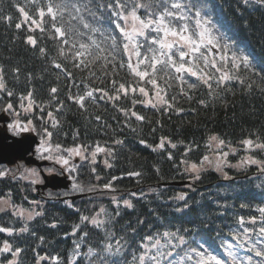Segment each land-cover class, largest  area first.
Instances as JSON below:
<instances>
[{
    "label": "trees",
    "instance_id": "16d2710c",
    "mask_svg": "<svg viewBox=\"0 0 264 264\" xmlns=\"http://www.w3.org/2000/svg\"><path fill=\"white\" fill-rule=\"evenodd\" d=\"M49 2L65 4L68 0H0V76L3 77L7 91L13 92L11 97L7 96L6 91L0 92V109H4L9 102L16 108L21 97L32 92L34 103L29 120L39 138L46 137L43 129L48 128L53 133L50 139L47 138L52 147L60 144L61 149H66L85 145L86 150H82L88 155V151L99 144L113 152L112 155L105 152V156L98 154L96 164H92L91 160L80 161L78 168L71 173L73 183L81 188L97 184L99 188H95L97 191L93 195L86 193L87 188L84 191H73L71 188L67 195L85 194L72 202L66 203L58 198L66 192L52 191H49V195L54 194L56 198L42 202L35 195L31 182L22 181L18 176L0 178V199L9 202V209L0 212V226L17 229V233L12 236L0 234V246L7 240L13 248L22 249L17 264H36L39 256L46 257L40 264H88L89 259L93 264H133V256H139L142 250L140 245L147 236L162 234L166 230L189 228L192 231L184 233L188 239L202 240L225 259H229L223 254L221 242L235 245L231 236L233 232L243 227L258 228L264 221L259 211L264 208V173L260 172L258 166L245 165L238 170L226 169L223 173L201 171L199 179H195L194 175L188 177L185 169L190 168L192 163L200 164L201 158L209 151V138L213 135L225 141L224 149L229 146L240 148V141L246 138L264 142V93L255 88L246 91V84L231 80L226 89L218 88L215 81H212V94L209 95V88L196 77L184 73L186 82L181 85L174 78L178 74L174 69H169L168 75L158 73V84L167 90L166 99L173 104L171 110L165 111L160 103L152 102L155 90L151 85H143L151 98L147 106L145 103L132 104L133 99L146 101V97L138 91L135 94L129 91L127 97L122 96L115 102L108 101L106 97L101 99L102 93L96 92L95 103L89 98L86 100V108L81 109L68 99L69 95H82L93 88L111 91L112 79L126 85H141L138 78L132 77L127 71V58L123 55L122 46L115 61V69L109 63L111 57L104 59L107 52L101 53L99 59L87 57L88 68L73 67V49L70 45H63L68 59L60 55L62 39L71 37L72 41H77L76 49L79 48V41L90 43V33L83 29L78 17L73 19L77 14L71 5L58 16L56 22L66 34L63 38L56 37L51 18L47 15L42 24L44 31L35 26L33 31H29L27 25L20 30L15 28V23L20 19L18 7H24L31 16L40 20L38 9L42 6L46 11ZM123 2L128 3V0ZM136 3L142 5L136 9L141 18H146L149 9L155 6V0H133L124 9L125 13L131 11ZM184 3L191 7L187 21L190 28L195 27L196 12L199 11L201 21L209 22L208 27L220 45L228 46L227 55L230 58L235 54L250 60L253 71L245 72L241 67V72H233V75L242 78L247 75L257 83L261 82L264 77V6L255 0H251L248 5H244L242 0H184ZM80 15L93 23V26L109 29L115 27L109 11H105L99 22L92 21L87 13ZM8 16L12 17L11 21L5 19ZM78 32L83 35H77ZM115 34L119 37L118 31ZM28 35L36 38L34 48L25 43ZM103 46L107 47V44ZM40 48L46 50L44 54H41ZM207 53L210 62L222 54L212 47H208ZM176 59H179L178 55ZM121 60L125 61L124 69L119 68ZM54 62L66 66L67 72L55 69ZM199 66L203 67L202 58L199 59ZM210 71L214 76L219 75L214 69ZM188 83L196 86L189 89ZM52 87L58 89L56 94H51ZM173 97L176 99L173 100ZM201 100L204 104L199 102ZM152 104H156V107H152ZM124 109L129 111L125 113L122 111ZM177 109L182 111L177 112ZM131 110L145 119L136 121L131 116ZM49 111L58 121L55 128L51 127L47 116ZM97 115L102 118L100 121L95 119ZM162 137L166 138L165 148L153 151ZM116 139L123 143L114 144ZM141 140L145 143L142 144ZM169 140L177 147L173 149L167 142ZM169 153L173 157L171 160L168 159ZM247 155L261 160L264 159V150L255 149ZM182 160L186 163H181ZM107 164L112 167L108 168ZM93 168L96 169L95 174ZM129 172H139L141 175L129 176ZM96 175L101 177L98 183H94ZM113 176L118 177L114 182L115 191L101 190L103 184ZM176 182L187 183L181 187L171 184ZM178 194L184 196V200L173 202ZM113 197L120 202L119 208ZM125 199L133 205L131 209L123 205ZM69 204L73 207L70 208ZM101 207L113 215L119 211L120 215H114L108 226V230L114 233L110 242L115 244L117 239L124 237L122 243L125 245L120 253L107 255L103 262V232L91 235L87 241H81L79 236L71 234L74 225L78 223L75 209H80L83 214H93ZM20 209L26 210L24 215L13 216L12 213ZM37 212L41 214L35 215ZM29 213L33 215L32 220L27 218ZM240 217L244 218V225L239 224ZM252 217L256 218L255 226L249 223ZM53 223L56 227L50 226ZM21 227H26L27 231L18 233ZM97 231L92 229L93 233ZM77 244H80V255L76 254ZM89 247H93L96 253L91 258L84 255ZM234 250L245 260L252 255L240 248ZM53 256L59 259L53 261L50 259ZM10 258V254H0V264H6ZM253 259L259 258L253 256Z\"/></svg>",
    "mask_w": 264,
    "mask_h": 264
},
{
    "label": "snow or ice",
    "instance_id": "6c2138e0",
    "mask_svg": "<svg viewBox=\"0 0 264 264\" xmlns=\"http://www.w3.org/2000/svg\"><path fill=\"white\" fill-rule=\"evenodd\" d=\"M251 0H242L244 5H248ZM257 4L264 6V0H255ZM133 3V0H128V3H124L123 0H108L105 3V0H68V3H51L49 2L46 7H39L38 16L40 20H37L34 16H31L24 7H18L17 11L19 13V21L15 23V28L20 30L24 25L28 26L29 31L34 30V26L38 27L41 31H44L42 26L44 17L47 15L51 18L52 27L56 37L63 38L65 37V32L62 31L61 27L56 25L58 16L71 5L75 10L77 16H74L73 19L77 17L82 23L83 29L87 30L90 35L88 36V41L86 43L79 41V48L76 49L77 41H72L71 37L62 39V47L60 50V55L64 57L65 60L68 59V56L65 54L63 45H70L73 49L72 52V63L73 67L88 68L89 64L87 62V57H94V59H99L100 54L107 52V56L104 57L105 60H108L111 57L109 63H112L113 68H116V59L120 55V48L122 46L123 55L126 59V67L128 73L135 78H138L141 86H136L134 84L126 85L123 82L118 83L116 79L111 80L112 89L111 91L105 89H96L93 88L90 91L84 92L82 95H69L68 99L73 103L78 105L81 109L86 108V100L91 98L93 103H95L94 93L101 92V99L107 98L108 101H118L121 97H127L129 91L135 94L137 91L146 98H149L147 101H139L137 99L132 100V104L145 103L147 106L148 103H151V98L149 91L146 90V87L143 85H151L152 89L155 90L156 100L164 106V110L168 111L173 108V104L170 103L167 99V90L162 88L158 84V73L163 72L165 75H168L169 69H174L175 73L178 74L174 78L180 81L183 85L185 81L184 73L189 74L192 77H196L204 85L209 88V95L212 94L211 90L213 89L212 81H215V84L218 88H225L227 83L231 80H237L241 85L246 84V91H251L256 89L264 93V77H262L261 82L257 83L255 79L244 75L243 78L240 75H233V72L240 73L241 67L245 72L253 71L251 62L247 57L239 56L235 54L230 58L227 55V45H220L218 38L213 35L212 29L208 27L209 22L207 20L201 21L200 12H196V23L194 28H190L187 21L189 20L188 13L191 11V7L184 3V0H155L154 8H150L148 11V16L146 18H141L137 14L136 9L141 8L142 5L139 3L134 4L131 11L127 14L124 9L128 7V4ZM105 11L111 12L113 17L112 23L114 24V29L101 28L93 26V23H90L81 13H87L91 17L92 21L99 22ZM129 17H131L132 23L129 25ZM8 21H11L12 17H5ZM123 21V24L121 23ZM179 22V23H178ZM119 32V37L115 32ZM148 33H155V35L149 36ZM77 35H83L82 32H78ZM143 38V39H140ZM71 41V44H70ZM110 42V43H109ZM25 43L32 46H36V38L32 35L25 37ZM107 44V47L103 45ZM211 46L216 48L222 54L218 57H214L210 62L208 59L207 49ZM95 49L96 51H93ZM186 49V50H185ZM202 49L204 51H202ZM44 48H40L41 54L45 53ZM178 55L179 59H176ZM188 57L186 60L185 58ZM203 59V67L199 66V59ZM219 61V62H217ZM239 61V62H238ZM158 66H160L158 68ZM53 67L61 71L67 72L66 66H62L61 63L54 62ZM119 68H125V61L121 60L119 62ZM211 69H214L216 73H219L218 76L211 74ZM207 70V71H206ZM18 71V69L16 70ZM107 75V73H105ZM71 76V73H68ZM95 75V73H93ZM259 76L260 73H255ZM163 79V77H160ZM167 83V81H165ZM196 85L193 83H188V88L192 89ZM171 87V85H168ZM7 92V96H13V92L7 91L6 86L3 82V77L0 76V92ZM51 94H56L58 89L52 87L50 89ZM163 93V94H162ZM183 88H181V95H183ZM173 100L176 98L173 97ZM21 100H28V108L30 109L34 103L32 98V92H28L26 96H22ZM201 104H204V101H199ZM21 107H24L21 104ZM152 107H156V104H152ZM13 110V104L11 102L7 103L4 107V111ZM43 111V109H41ZM59 111V109H57ZM127 113L129 110L124 109ZM182 111V109H177V112ZM49 120L51 121V127L55 128L58 124L57 119L53 116L52 111L47 113ZM131 116L135 117L136 121H143L145 117L139 115L136 111L131 110ZM43 119V117H41ZM97 121H100L102 118L97 115L95 117ZM28 125L32 124L31 120L27 121ZM10 128L13 125H9ZM16 128L19 131H29L28 127L19 128V123L17 122ZM44 135L47 138H51L53 133L49 131L48 128L43 129ZM165 139L161 138L159 144H157L153 151L157 148L163 150L165 148ZM211 141H216L217 148V169L219 170L223 165H227V157L229 156V151H224L223 146L225 141L219 139L217 136L213 135L209 138ZM142 144L145 141H140ZM170 146L174 149L177 147L175 143H172L170 140L167 141ZM123 142L119 139L114 140V144L120 145ZM244 146V150L251 152L255 149L264 150V142H255L251 138H246L240 141ZM50 147V146H49ZM49 147H44L43 151H49ZM56 149L60 150L61 145L56 144ZM211 147V145H208ZM231 147V146H229ZM82 149L86 150L85 145H76L74 147L66 148L64 151L68 153V157L58 156L55 157L56 163H59L61 167L71 176V173L75 170V166L68 167L70 158L79 156L81 160L88 161L89 157L82 153ZM191 149H189L190 151ZM41 151L38 149V152ZM107 152L109 155H112L113 150L102 147L99 144L95 147V150L91 152V163H97V156L99 153ZM231 154L235 155L236 150L232 148ZM187 156V152L184 154ZM46 159H53L51 155L44 157ZM222 158V160L220 159ZM168 159H173L171 153L168 155ZM209 161L208 156H203L201 158V164L203 162ZM181 163H186V161H181ZM240 164H249L257 165L260 172L264 173V159L258 160L254 156L249 155L243 159ZM240 166V165H236ZM108 168H111V164H107ZM199 167L196 163H192L190 166V171L194 174L195 179H199ZM93 173H96V169H92ZM185 171H189L188 168ZM63 173H61L62 175ZM30 175L36 176L35 171H31ZM129 176H140L139 172H129ZM5 176V172H0V178ZM97 181L101 179L99 175H96ZM118 177L113 176L111 180L103 184L101 190L115 191L114 182ZM33 183L38 182L33 180ZM73 191H83L77 183L72 184ZM92 189H89L91 191ZM179 200H184V196L177 197ZM113 201L119 208L120 202L113 197ZM3 203H8L3 201ZM32 203H35L34 201ZM67 203V202H66ZM123 205L126 208L131 209L133 205L128 200H123ZM70 208L73 205H68ZM243 207V205H242ZM4 209L0 208V211ZM26 210L20 209L14 211L13 216H23ZM78 215V223H76L72 230V235L79 236L81 241H87L88 238L93 235H99L100 232H103L104 235L102 239L105 241L102 252L105 255L101 256V261L103 262L106 259L107 255H114L120 253L124 244L122 241L124 237H120L116 240L115 244H112L114 233L108 230V226L112 223L114 215L119 216L120 213L117 210L114 215L109 212L107 209L101 207L98 211H95L93 214H83L80 209H75ZM262 216H264V208L259 209ZM41 213L37 212L35 215H40ZM28 220L33 219L32 213L28 214ZM253 226L257 224L256 218L252 217L249 221ZM239 224L244 225L245 220L243 217L239 218ZM51 227H56V224L50 225ZM91 226V227H90ZM97 229L96 233L92 232V229ZM87 229V230H85ZM26 227H21L18 230V233L26 232ZM192 230L189 228L177 229L175 231L166 230L162 234L157 233L155 236H147L145 241L140 245L142 249L139 256H133V264H264V221L261 222V225L256 228L243 227L240 231H235L231 234L232 239L236 242L235 245L232 244H223L221 242V247L223 254L226 255L225 259L223 255L217 253V251L211 246L206 245L202 240L188 239L184 233H190ZM14 233H17V229L12 227L0 226V234H5L6 236H12ZM255 236V238H253ZM43 239V238H41ZM77 255H80V244L76 245ZM234 248H240L246 252L251 253L246 260L237 254V251ZM114 249V251H113ZM22 249L20 247H15L5 240L2 246H0V254H10L11 258L7 259L6 264H17V257L21 254ZM183 253V255H181ZM87 257L91 258L96 253H94L93 247H89L88 251L84 253ZM253 256L259 258L254 260ZM46 257L39 256L36 260V264H40ZM171 258V259H169ZM53 261H57L58 257H51ZM88 264H93V261L89 259Z\"/></svg>",
    "mask_w": 264,
    "mask_h": 264
},
{
    "label": "rangeland",
    "instance_id": "374dc122",
    "mask_svg": "<svg viewBox=\"0 0 264 264\" xmlns=\"http://www.w3.org/2000/svg\"><path fill=\"white\" fill-rule=\"evenodd\" d=\"M132 23V20L131 18H129V25H131ZM211 47V46H209ZM186 50V49H185ZM218 54V52H215ZM216 54V55H217ZM145 100L147 101L148 99L145 98ZM154 103H157L159 104V102L156 100V98H154V101H152ZM28 100H20V102L18 103L17 107L16 108H13V110H10L9 111V115L11 116V121L9 122L8 125H13L12 128H9V131L8 133H19L21 131H19L17 128H16V124L17 122L19 123V128H24V127H28L29 128V131H33L35 132V128L33 127V125H28L27 124V121L29 120V117L30 115L32 114V106L31 108L29 109L28 108ZM21 104L24 105V107H21ZM23 132V131H22ZM28 132V131H26ZM36 133V132H35ZM38 135V133H36ZM39 136V135H38ZM40 139V144L36 147V152H35V158L38 160V161H46V162H51V165L49 166H42L41 169L37 168L36 166H26L24 163H20L19 165H13L11 167H7V166H0V172H5V176L4 177H7V176H13V177H19L20 180H24V181H28V182H31L32 184V187H34V192H35V195L38 197V199H40L42 202H44V200L46 199H54L56 198V196H54V194L52 195H49V190L45 189V190H42L41 188H36L35 189V186L36 185H41L43 184V180H42V177H41V174H39V170H42L43 173L50 177L52 174L54 173H58V172H65L66 175H67V178L68 179H71L72 180V177L69 176V173L65 170V168L61 167V165L59 163H56L55 161V157H58V156H63V157H68V153L66 151H64V149H60V150H57L55 147H52L49 145L48 143V140H47V137H45L44 139L42 138H39ZM216 141H210V145L211 147L209 148V151L207 153L206 156L209 157V161H205L203 162V164H198V167H199V172L201 171H205V170H214L218 173H223L226 169H235V170H238V169H241L242 167H245V165H249V164H240V162L245 159L248 155V151H245L244 150V146L243 145H240V148H239V153H238V148H234L236 150V154L235 155H232L231 154V150H232V147L231 148H226L222 150L224 151H229V156L227 157V165H223L221 166V168L218 170L216 165H217V162H218V157H217V148H216ZM50 146V147H49ZM44 147H49V151H43L42 149ZM38 149H40L41 151L38 152ZM95 148L93 150H89L88 151V157H89V160H91V152L94 151ZM82 153L84 154V150H82ZM238 153V154H237ZM49 155H51L53 157V159H46L44 157H48ZM99 155L101 156H105L106 153H99ZM222 160V158H220ZM232 159V160H231ZM81 158L79 156H76V157H72L70 158V162H69V166L68 167H72V166H75V169L78 168L77 165L80 163ZM236 165H240V166H236ZM257 166V165H255ZM1 167H5V168H8V170H6L4 168L1 169ZM189 171H187V175L188 177H191L193 176L194 174L190 171V168L188 167ZM35 171L36 173V176H32L30 175V172L31 171ZM74 172V171H73ZM61 175V174H60ZM3 178V177H2ZM194 178V177H193ZM33 180H37L38 182L36 183H33L32 181ZM94 183H98L97 179L95 178L94 180ZM185 186V185H184ZM83 189H86L87 188V194L88 195H93L94 193H96V191L98 190L99 186L97 184L93 185V186H90L89 188L88 187H83ZM97 190H96V189ZM89 189H92L91 191H89ZM84 191V190H83ZM55 192H60V191H55ZM64 194V193H62ZM68 192L62 196H59L58 198L61 200L63 199L62 201L63 202H67V200L69 201L68 198H65V196H68L67 195ZM83 195V193L81 194V196ZM181 196V194H178L177 197ZM97 197V196H95ZM177 197L175 198V200L173 199L172 201L173 202H177ZM3 201H7L6 199H0V208L2 209H9V202L8 203H3ZM33 210V209H32ZM1 212V211H0Z\"/></svg>",
    "mask_w": 264,
    "mask_h": 264
},
{
    "label": "water",
    "instance_id": "95a60500",
    "mask_svg": "<svg viewBox=\"0 0 264 264\" xmlns=\"http://www.w3.org/2000/svg\"><path fill=\"white\" fill-rule=\"evenodd\" d=\"M7 121V117L0 115V124L2 125L0 128V165L11 167L18 163H24L26 166H36L39 169L45 166V162H39L34 157V147L39 143L37 137L32 133H24L19 137L9 135L4 129ZM42 177L44 183L37 186V189L62 190L68 189L70 184L64 176L46 177L43 175ZM75 198L78 197H73L71 200Z\"/></svg>",
    "mask_w": 264,
    "mask_h": 264
},
{
    "label": "flooded vegetation",
    "instance_id": "af4514ba",
    "mask_svg": "<svg viewBox=\"0 0 264 264\" xmlns=\"http://www.w3.org/2000/svg\"><path fill=\"white\" fill-rule=\"evenodd\" d=\"M2 126H0V128H1Z\"/></svg>",
    "mask_w": 264,
    "mask_h": 264
}]
</instances>
